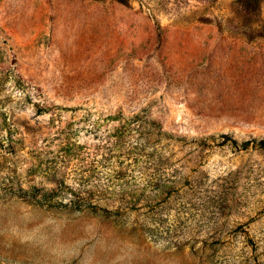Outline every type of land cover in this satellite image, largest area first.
I'll return each instance as SVG.
<instances>
[{
    "label": "rangeland",
    "instance_id": "rangeland-1",
    "mask_svg": "<svg viewBox=\"0 0 264 264\" xmlns=\"http://www.w3.org/2000/svg\"><path fill=\"white\" fill-rule=\"evenodd\" d=\"M260 140L264 0H0V264H264Z\"/></svg>",
    "mask_w": 264,
    "mask_h": 264
},
{
    "label": "trees",
    "instance_id": "trees-1",
    "mask_svg": "<svg viewBox=\"0 0 264 264\" xmlns=\"http://www.w3.org/2000/svg\"><path fill=\"white\" fill-rule=\"evenodd\" d=\"M234 141L238 143L237 140H234ZM250 142H251V141L248 140V141H244V142H242V143H240V144H242V145H246V144H249ZM258 145H259L260 147H263V148H264V140H260V141L258 142ZM22 191H23V193H29L28 190H23V189H22ZM54 191H55V190H54ZM52 196H53V194H52ZM34 197H36V196H34ZM44 198H45V199H50V200L52 199V198H48L46 194H44ZM45 199H44V200H38V201H40V202H42V203H45L44 201H46V203H51L50 200H48V202H47V200H45ZM72 204H75L76 206H78L79 209H82L83 205H85V204L79 205V204H77L76 202H72ZM85 208H86V207H85Z\"/></svg>",
    "mask_w": 264,
    "mask_h": 264
}]
</instances>
